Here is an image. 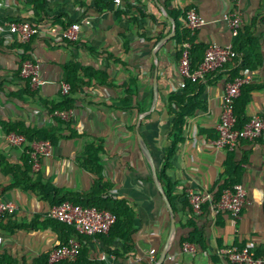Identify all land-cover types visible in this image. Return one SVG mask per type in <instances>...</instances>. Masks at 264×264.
Wrapping results in <instances>:
<instances>
[{
    "label": "crops",
    "instance_id": "crops-1",
    "mask_svg": "<svg viewBox=\"0 0 264 264\" xmlns=\"http://www.w3.org/2000/svg\"><path fill=\"white\" fill-rule=\"evenodd\" d=\"M115 1L0 0V200L16 206L0 223V254L31 264L60 246V236L46 225L55 205L14 186L11 170L18 169L55 190L52 201L56 195L81 201L89 196L126 205L130 217L121 219L117 232L86 240L90 264H228L220 253L231 248L264 258V141L239 142L233 150L214 146L222 96L235 79L246 81L235 104L240 120L264 117V0ZM191 10L204 21L193 36L185 29ZM224 13L240 14L237 37ZM11 21L28 22L39 34L27 44L9 39ZM72 25L81 26L75 43L60 37ZM180 33L190 47H232L236 57L191 85L187 99L193 112L166 158L176 112L168 102L184 93ZM24 61L38 67L44 83L35 92L20 78ZM69 69L84 85L69 95L71 113L61 119L51 110L65 99ZM128 89L132 96L123 106ZM15 125L53 137L51 156L29 164L30 144L10 141L18 136L7 128ZM88 147L98 150L101 183L108 187L98 196L93 195L98 178L82 165ZM225 181L246 191L237 219L215 214L209 204L200 213L191 210L189 191L212 197ZM194 233L200 245L194 255L184 253Z\"/></svg>",
    "mask_w": 264,
    "mask_h": 264
},
{
    "label": "built area",
    "instance_id": "built-area-1",
    "mask_svg": "<svg viewBox=\"0 0 264 264\" xmlns=\"http://www.w3.org/2000/svg\"><path fill=\"white\" fill-rule=\"evenodd\" d=\"M117 4L119 0L115 1ZM222 19L227 23L233 37H237L242 27V19L237 13H224ZM9 39L17 37L22 44L29 41L39 34V30L28 22L11 21L7 25ZM204 26V21L199 15L191 10L185 14V29L191 36ZM3 29H0V33ZM52 33L56 31L51 30ZM81 32L80 25H72L60 32V37L69 43H75ZM190 44L185 43L182 46L181 59L179 62V74L182 79L180 85L184 89L187 81L196 83L205 79L208 75L218 73L228 66L236 54L232 47H221L210 45L203 55V60L196 70L191 69L190 65ZM20 78L29 83L30 90L35 92L43 86L38 67L30 62L24 61L20 67ZM245 80L235 79L225 90L222 96V113L220 123L216 126L217 139L214 141L216 149L233 150L239 142L264 141V117H254L241 128L235 127L233 115L234 101L240 96L241 88ZM70 87L67 84L62 86V95H68ZM71 112H55L53 115L61 119H67ZM12 144L19 145L22 141L20 137L12 136ZM30 159L33 164H37L39 158H49L51 156V145L49 142H39L30 144ZM246 191L236 185L231 190L223 191L221 198L213 202L211 195L189 191L187 201L194 213H200L202 206L208 203L215 214L226 213L237 219L245 203ZM16 212V206L8 201L0 200V217L3 215L13 216ZM48 217L72 226L75 231L83 237H94L107 234L117 222V217L108 211H98L95 208H82L71 203H63L58 207L52 208L48 212ZM3 244V238L0 236V247ZM80 244L69 239L67 245L56 247L52 250L49 261L57 263L61 260H75L79 254ZM184 253L194 255L196 247L185 243L182 248ZM221 256L228 264H264V258L256 256L253 250L248 248L226 249L221 251Z\"/></svg>",
    "mask_w": 264,
    "mask_h": 264
},
{
    "label": "trees",
    "instance_id": "trees-1",
    "mask_svg": "<svg viewBox=\"0 0 264 264\" xmlns=\"http://www.w3.org/2000/svg\"><path fill=\"white\" fill-rule=\"evenodd\" d=\"M180 36L181 37L183 36V39H184L183 42L182 41L179 42L180 47H181V52H182V46L185 42L188 41V38L183 33H180ZM205 50L198 49L197 47L191 46V48H190V65H191V69L193 71L196 70L197 67L200 65V63L202 62ZM199 57H201V59H198ZM72 73H74V70L71 72L69 69L70 77L68 78L67 84L70 87V91H69L68 95L64 96L65 99L62 102V104L54 107L51 110L52 114H54L55 112H61V111L69 112L67 110H70V108L72 106V101L69 100V95H73L78 90H80L81 86L84 85L83 81L77 80L76 78H74ZM90 78H92V76ZM25 83L27 84V88L30 90L29 83L27 81H25ZM194 84L195 83H192L191 81H187L186 86L184 88V93L181 96L172 97L169 99V102H168V105L170 106L169 108L174 107L176 109V112H175L174 122H173V125L171 128L172 148L167 151V157L166 158H168L171 155L172 150L175 148L176 144H178L180 137L182 135V132H183L185 122H186L187 118L191 116V114L193 112L192 111L193 108L191 107L190 101L187 99V94H189V92H190L189 90L191 89V85H194ZM241 93H242V89H241ZM125 96L126 97L123 101V106H127V103L130 101V97L132 96V92L129 89L126 90ZM240 96H241V94H240ZM236 100L234 101V104H233V115H234V119H235V127L237 129H239L248 121L242 122L240 120V116L238 115L237 110L235 108ZM7 130H8L9 134H14L18 137H21L26 142H28L29 144L39 143V142H49L50 145L54 144L53 137H51L46 132L30 130L29 128L21 127L19 125L18 126L17 125L9 126L7 128ZM11 132H14V133H11ZM97 153H98L97 149H95L93 147H88L86 150V154H85V160L82 164L85 169L92 172L98 178V181L96 182V188L93 191V195H95V196L101 195L102 193H104L108 190V187L101 183L100 166H99L98 159L96 156ZM26 158H27L29 164H32V161L30 159V148L28 149V151L26 153ZM11 174L14 178V184H13L14 186H17L23 190L31 191L34 194L41 196L44 200L49 201L50 204L51 203L54 204L55 207H58L61 204L67 202V203H71V204L76 205V206H80L82 208H95L98 211H108V212L114 214L117 217V222L110 229V231L104 235H108L113 230L117 232V230H119V228L123 226L121 219L125 220V219L130 217L129 209L122 202L121 203H113L110 200H104L103 201L101 199L91 200L89 198V196H88L87 200L81 201L78 198H76V199L73 198V196H70V197H65V196L62 197L61 196L58 198V195H56V197H55V199H57V201L56 200L52 201L50 199H52L53 197L50 198V195L52 193H56V191L53 189H48V188L42 186L40 183L33 182L31 180V178L28 176V172H20L17 169V170H11ZM161 178H163V177H161ZM235 186H236L235 183L225 181L223 183V185L217 187L216 194L214 196H212L213 202L219 201L223 191L231 190ZM93 195H91V196H93ZM168 195H169V191H168ZM206 204H208V203H205L204 205H206ZM55 207H53V208H55ZM10 217H12V216L3 215L2 217H0V223L2 221H4L5 219L10 218ZM46 225L60 236V238H61L60 239V246L67 245L69 239L76 240L80 244L79 254L75 260L66 259V260H61L57 263H50L49 257H50L51 253L50 254H44V255L40 256L39 258L35 259L31 264H90L88 261H86V258H85L84 244H85L87 239L93 238V237H83V236L79 235L72 226L65 225L61 222H58L54 219L49 218L48 216H47ZM104 235H97L94 237H98V236L102 237ZM119 237L122 240H126L125 235H119ZM200 240H201L200 234L194 233L191 235V237L188 240H186V243L194 245V246H199ZM256 256L259 258H262V257H260L261 255H257V253H256ZM0 264H26V262L23 260L19 261L16 258H12L11 256H9L7 254L2 253V254H0Z\"/></svg>",
    "mask_w": 264,
    "mask_h": 264
},
{
    "label": "water",
    "instance_id": "water-1",
    "mask_svg": "<svg viewBox=\"0 0 264 264\" xmlns=\"http://www.w3.org/2000/svg\"><path fill=\"white\" fill-rule=\"evenodd\" d=\"M138 140H139V142H140V145H141V147H142V150L144 151V153L147 154V151H146V149L144 148V146H143V144H142V140H141V138H140L139 136H138ZM155 183L157 184V187H158L159 191L161 192V195H162L163 198L166 200L165 194L163 193L162 188H161V186H160L159 183H158V180H157L156 175H155Z\"/></svg>",
    "mask_w": 264,
    "mask_h": 264
}]
</instances>
